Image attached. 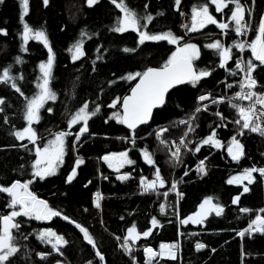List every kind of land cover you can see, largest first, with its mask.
<instances>
[{"label":"trees","instance_id":"1","mask_svg":"<svg viewBox=\"0 0 264 264\" xmlns=\"http://www.w3.org/2000/svg\"><path fill=\"white\" fill-rule=\"evenodd\" d=\"M124 3L139 17H153L151 23L141 21V24L147 23L149 34L170 31L183 37L179 46L187 42L195 44L199 58L194 60V68L211 72L195 85L184 83L169 90L165 103L155 108L149 121L134 131L115 118L110 119L113 112L121 113L120 104L115 108L110 105L118 97L122 100L130 90L136 80L126 79L130 73L163 66L177 50V45L166 40H146L141 44L139 32L133 29L122 33L114 31L123 12L111 0H99L90 7L86 0H48L47 6L44 0H29L23 21L20 0L0 3V29L7 31V35H0V72L11 66L10 75L17 78V86L23 93L17 92L10 83H0V98L5 101L0 105L3 109L0 111V185L32 180L29 190L62 214L49 221L16 217L19 228L14 229L13 242L18 251L5 264H57V261L61 264H149L145 248L158 251L160 245L174 243L179 245L176 259L157 256L151 264H264V233L250 232L243 237L238 234L256 215H264L260 211L264 209V176L254 172L250 183H227L244 169L264 168V135L247 129L242 136L238 135L240 126L235 121L239 119V112L231 105L239 103L227 99L241 81V72L236 68L240 59L256 65L251 76L257 82L255 87L264 90V64L255 60L250 48L240 51L233 46L238 41L255 40L259 22L264 17V0H240L246 8L245 20L250 25L244 35L234 31V22L226 32L212 24L197 31L182 27L185 17H190L187 25H191L193 7L203 4H208L210 13L218 21L227 22L231 4L223 13H217L210 0H181L179 10L175 0H124ZM25 22L33 30L45 31L55 56L50 88L57 99L48 101L40 109L39 121L33 122L35 143L27 137L19 140L14 133L28 126L24 118L27 99L39 92L37 84L42 76L39 65L47 61L49 52L40 40L29 39L24 43ZM81 40L86 54L74 61L69 49ZM216 40L232 46V59L225 67L220 66L222 61L217 51L206 47ZM125 48L133 51L125 52ZM18 57L21 62H17ZM202 94L211 96L200 101ZM219 97H224L223 102L212 103ZM85 102L89 103V111L95 106H99L100 111L88 120V131L76 142L75 134L82 123L69 129L68 121ZM201 105V111L196 112ZM204 105H207L206 110ZM218 112L223 118L217 116ZM187 118H192V132L181 123ZM160 129L167 131L157 136ZM213 129L222 147L202 145L196 152V146ZM60 131L72 132L65 140L63 163L55 175L44 179L34 177L36 147H44ZM233 136L244 146V156L238 161L228 152ZM133 137L135 144L131 143ZM181 138L187 147L180 144ZM174 144L181 147L179 162L171 156ZM145 149L152 154L154 165L144 160ZM125 151L135 163L125 164L119 171L102 159ZM78 158L84 162L76 168L75 178L68 182L67 177ZM201 160L205 162V173L197 168ZM157 167L165 185L144 193L141 177L154 179ZM122 173L130 174V178L118 179L117 174ZM173 182H176V191L171 188ZM245 185L249 188L246 193L243 192ZM97 192L103 197L100 208L95 207ZM177 192L183 195L178 196ZM238 195L239 202L233 203ZM208 196L223 206V213L209 214L202 224H181V220L200 210V204ZM10 202L11 197L0 192V216L10 214ZM244 208L249 211H241ZM64 216L69 219H63ZM153 218L159 222L155 227L151 224ZM77 224L88 230L95 246L84 238ZM133 224L141 232L149 228L152 231L148 237L129 240L132 245L129 253L121 244ZM44 229L54 230L67 241L59 246L63 255L38 239ZM197 243L205 247L197 250ZM41 253L49 255L41 258Z\"/></svg>","mask_w":264,"mask_h":264},{"label":"snow or ice","instance_id":"2","mask_svg":"<svg viewBox=\"0 0 264 264\" xmlns=\"http://www.w3.org/2000/svg\"><path fill=\"white\" fill-rule=\"evenodd\" d=\"M3 0H0L2 3ZM99 0H87V4L92 6L98 3ZM113 4L121 9L123 12V17L118 21V26L113 30L116 32H125L129 29H133L139 32V43L143 44L146 40L151 41H159L166 40L171 44L177 45V50L172 54V56L163 64L160 68H147L144 72H136L134 74H129L126 79L135 80L139 77V82L135 85L131 90V94L121 99L116 98L110 107L115 108L117 104H122V113L113 112L111 118H115L119 123L125 124L129 129L133 131L139 124L146 123L152 114V110L159 106H162L165 103V97L168 91L176 85L184 84V83H192L195 85L202 78L211 75L210 71L207 70H197L194 68L193 62L194 60L199 58V49L194 44L185 43L183 46L180 45V41L183 37H177L172 32H164L161 34H149L146 31L147 23H151L153 17L151 15H147L145 17H139L135 11L128 8V6L124 3V0H120L117 3V0H111ZM20 3L23 8V13L21 15V20L23 21L24 15L28 12V3L29 0H20ZM210 3L215 5V11L217 13H223L224 9L229 8V5H233L230 9V16L228 21H218L215 16H213L210 11L208 4H203L199 7L194 6L192 9L191 15V25H184L186 29L189 31H197L199 29L205 28L207 25H217L221 30H228L230 24L234 22V31L238 35H244L246 30L249 28V23L245 20V12L246 8L243 4L240 3V0H210ZM45 6L48 4V0H44ZM181 4V0H175V5L177 10H179ZM247 11H251V9H247ZM147 21V23L141 24V21ZM145 30H141V29ZM0 35H7L6 29H0ZM86 35V34H82ZM22 38L25 44L29 41V39H36L43 42L45 46L48 48L49 57L46 62L41 63L39 65L42 76L40 77V81L37 84L39 88V92L34 95L32 98L27 99L26 111L24 118L28 122V126L25 127L22 131H17L14 135L19 140H24L26 137L33 143L37 139L36 133L32 128L33 122H38L40 119L39 112L40 109L44 107V105L48 101H55L57 96L54 91L50 88V80L52 74V68L54 63V53L52 52V48L50 42L47 38L45 31L43 30H33L26 22L23 23V31ZM234 47L238 48L240 51H243L245 47L251 49L252 54L255 57L256 61H259L261 64H264V17L261 18L258 28L257 35L255 40L251 41V43L238 41L235 42ZM207 48L215 49L217 54L221 57V67H225L227 62L232 59V46H226L221 43L220 40H216L213 43L206 45ZM27 51V48L23 49ZM70 52L73 53L72 59L75 61L83 57L86 53L83 51V41H78L76 44L69 49ZM125 52L133 51V49H124ZM99 59V57H97ZM17 62H21L19 57L17 58ZM247 67L248 72L245 75V82L241 84V92L236 93V98L240 100H248L253 101V98L256 97L255 102L249 104L247 107L238 104H232L231 106L238 109L240 119H237L235 123L240 126V131L238 135H243L244 130H250L251 132H259L264 135V110L258 112L257 104L261 105L264 108V94H257L251 89H254L256 86V80L252 78L251 72L255 69L256 65L252 61L245 62H237L236 68L242 69L243 67ZM10 67L4 68L2 72H0V83H10L11 87L14 88L17 92H21L20 88L17 86L16 77L10 75ZM22 79L23 77H19ZM125 77H122L124 79ZM228 87H232V85H228ZM247 89V91H245ZM211 94L202 95L199 97L200 101H204L209 99ZM224 97H219L218 99H213L212 103L223 102ZM4 99L0 98V105L4 104ZM204 109H207V105L203 106ZM0 111H3L0 108ZM51 111V108L48 109ZM100 111L99 106H95L94 110L89 111V103L85 102L74 115L71 116L68 121L69 129L73 125L81 124L82 126L79 129V132L75 134V141L78 142L80 137L88 131V120L95 116ZM201 111V108H197L196 112ZM217 116L223 118L222 113H217ZM181 123H189L188 121H182ZM167 129H160L157 132V136H161L163 132H166ZM188 131H194V128L189 123ZM72 135L71 131H60L55 134V138L48 141V143L43 147H36V153L38 155V159H36L33 167H34V177H39L40 179H44L48 176L55 175L56 170L63 163L64 155H65V140L66 137ZM187 133H185V136ZM167 143V141H163ZM131 143L135 144L134 137L131 139ZM175 143V142H173ZM180 144H183L185 147L187 145L184 143V139L181 138ZM202 145H214L219 148L222 147V143L219 139L216 138L215 129L207 136L206 139H203L195 148L196 152L200 151V146ZM228 152L231 155L233 160H240L244 156V146L240 143V141L236 138V136L232 137L231 144L228 146ZM172 158H174L177 162L180 160L181 156V147L180 145H176L175 151L171 152ZM144 160L149 165H154L155 161L150 152L145 149L143 151ZM104 161L108 162L109 167L115 168L119 171L120 168L124 167L125 164L131 165L134 164L135 161L129 159L128 152H121L119 154L112 153L110 155H106L102 158ZM84 161L82 158H78L75 162V167L73 168L71 174L67 177V181L71 182L76 176V168L79 167ZM197 168L200 172L205 173V162L203 160L197 165ZM259 172L262 176H264V168H247L244 169L243 173L239 176L231 177L227 183L228 184H243L244 181H248L249 183L253 180V173ZM187 175V172L185 173ZM155 178L149 180L147 177H141L140 185L144 193L150 191H156L157 187H163L165 185V181L160 174V170L157 167L154 173ZM130 178V174H124L118 177L120 180H127ZM106 179V177H105ZM32 183V180H28L26 182H21L20 180H16L10 184V186L0 185V192L7 193L11 197V202L9 207L13 209L10 214L0 216V223H2V229H0V262H7L11 256H13L18 249L13 244V234L12 229L19 228V224L15 222V218L18 216L31 217L36 220H45L49 221L53 217L61 216L62 214L49 206L48 202L42 199H39L33 192L29 190V185ZM90 183V182H89ZM173 191H176V182L172 183L171 186ZM249 191L247 185L244 186L243 192L246 193ZM243 194V193H241ZM165 196L167 193L164 194ZM178 196H182V193L177 192ZM95 207L100 208V201L103 199L102 195L97 192L95 194ZM240 200V196H236L233 200V203H238ZM17 206H19L17 210ZM164 206H161V210L163 211ZM199 211L194 213L193 215L187 217L180 221L181 224H188L189 222L193 224H202L203 220L211 213H215V215L219 216L223 213L224 208L219 203H214V199L212 196H208L204 199V201L199 206ZM243 212H248L249 209L244 208L241 209ZM264 213V209L260 210ZM63 219L68 220L67 216H64ZM75 223L74 221H72ZM158 221L153 218L151 224L153 227L158 225ZM84 234V238L93 246H95V242L92 236L89 234L86 228H83L81 225H76ZM152 229L149 228L145 231H139L135 224L127 229V235L123 239V243L121 247H123L126 251L131 253L132 245L129 243L131 241H137L141 239V237H148L151 234ZM250 232H261L264 233V215H257L255 219L251 221L244 231L238 233L241 237L245 235V233ZM38 239L52 245L53 249L63 255L60 251V245L67 244V241L64 239L62 235L57 234L52 229H44L38 234ZM178 243L174 244H162L160 245V251L156 252L152 248H145L144 251L149 256V264H151L152 260H154L157 256L163 258L168 257L171 259H176V251L178 250ZM205 245L201 243L196 244L197 250L204 248ZM99 254V253H98ZM41 258H45V253L39 254ZM100 259L103 260V256H100ZM57 264H61L60 261H57ZM91 264V262H89Z\"/></svg>","mask_w":264,"mask_h":264},{"label":"built area","instance_id":"3","mask_svg":"<svg viewBox=\"0 0 264 264\" xmlns=\"http://www.w3.org/2000/svg\"><path fill=\"white\" fill-rule=\"evenodd\" d=\"M247 30H248V29H247ZM238 62H244V60H243V59H240V60H238ZM239 70H240V72H241V81H240L239 85L236 87V89H235V90H234V91L228 96L227 99H230V100L233 101V102H237V103H239L238 105H242V106H244V107H247L249 104L255 102L256 97L253 98V101L240 100V99L236 98V93L241 92V84L245 82V75H246V73H247L245 67H243L242 69H239ZM245 91H247V89H245ZM251 91H253V92L257 93V94H264V90H259V89H257L256 87H255L254 89H251ZM202 95H208V94H202ZM201 107H202V105L199 106V107H197V108H201ZM257 110H258V112H259V111H261V110H264V108H262L261 105L257 104ZM239 119H240V115H239ZM184 121H188V122L191 124V122H192V118H187V119H185ZM262 122H264V121H262ZM189 123H183V124L186 125V126H189ZM175 146H176V145L174 144V147H175ZM124 174H125V173L117 174V176L119 177V176L124 175ZM256 216H257V215H256ZM256 216H255V217H256ZM255 217H254L253 219H255ZM253 219H251V220L247 223V225H246L245 227H243L242 229H240V231H239L238 233L244 231V229H246V228L248 227V225L251 223V221H252Z\"/></svg>","mask_w":264,"mask_h":264},{"label":"water","instance_id":"4","mask_svg":"<svg viewBox=\"0 0 264 264\" xmlns=\"http://www.w3.org/2000/svg\"><path fill=\"white\" fill-rule=\"evenodd\" d=\"M86 4H87V0H86ZM87 6H89V5L87 4ZM92 6H93V5H92ZM89 7H90V6H89ZM193 65H194V64H193ZM160 67H162V66H158V67H148V68H160ZM146 70H147V68H146L144 71H146ZM144 71H143V72H144ZM138 82H139V77L135 80V82H134L133 85L131 86L130 90L128 91V93H127L124 97H126V96H128V95L131 94V90H132V88H134L135 85H136ZM176 86H177V85H176ZM174 87H175V86H174ZM171 89H172V88H171ZM171 89H170V90H171ZM124 97H123V98H124ZM123 98H122V99H123ZM121 101H122V100H121ZM120 109H121V113H122V111H123V109H122V104H120ZM154 109H155V108H154ZM154 109H153V110H154ZM153 110H152V112H153ZM151 115H152V114H151ZM150 118H151V117H150ZM148 121H149V120H148ZM122 125H123L125 128L129 129L127 125H125V124H122ZM140 125H142V124H139L138 126H140ZM138 126H137V127H138ZM137 127H136V128H137ZM131 130H132V129H131ZM103 157H104V156H103Z\"/></svg>","mask_w":264,"mask_h":264},{"label":"rangeland","instance_id":"5","mask_svg":"<svg viewBox=\"0 0 264 264\" xmlns=\"http://www.w3.org/2000/svg\"><path fill=\"white\" fill-rule=\"evenodd\" d=\"M189 19H190V17H188V19L185 18L182 27H183L184 25H187L188 21H190ZM187 43H189V44H193L192 42H187ZM194 45H195V44H194ZM182 46H183V45H182ZM41 148H43V147H41ZM37 159H38V155H37ZM242 173H243V172H242ZM242 173L238 174L237 176L241 175ZM18 208H19V206H17V210H18ZM12 210H13V209H12ZM13 233H14V229H12V234H13ZM13 244H14V242H13ZM14 246H15V244H14ZM159 251H160V248H159V250L156 251V252H159ZM146 254H147V253H146ZM147 256H148V254H147ZM0 264H5V262H0Z\"/></svg>","mask_w":264,"mask_h":264}]
</instances>
